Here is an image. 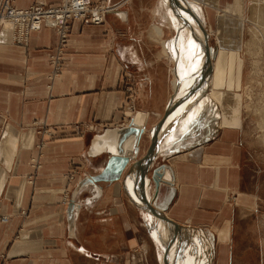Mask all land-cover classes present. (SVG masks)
Returning a JSON list of instances; mask_svg holds the SVG:
<instances>
[{"label": "crops", "instance_id": "1", "mask_svg": "<svg viewBox=\"0 0 264 264\" xmlns=\"http://www.w3.org/2000/svg\"><path fill=\"white\" fill-rule=\"evenodd\" d=\"M198 1L203 26L183 16H192L193 4L185 0H107L114 9L102 24L71 22L61 70L51 79L53 28L32 31L26 45L11 43L9 31L0 30V264H251L254 255L256 264H264L260 237L256 245L236 246V262L230 243L235 230L256 237L259 230L248 221L264 206V182L245 143L242 117L240 18L247 0ZM35 2L55 5L60 0H11L21 8ZM153 24L160 25L162 37ZM198 25L210 32L208 54L197 41ZM219 48L239 51L241 67L235 58L222 85L214 86L223 97L213 104L211 116L209 63ZM173 77L178 84L183 79L178 89L171 87ZM127 85L134 87V109ZM196 101L199 106L204 101L205 108L198 107L191 122ZM168 107L171 115L162 132ZM139 111L145 117L136 124ZM186 118L189 122L178 130ZM35 121L53 133L38 153ZM130 124L142 128L139 150L116 172L120 163L111 162L114 152L91 154L90 148L107 130V141L117 145L114 130ZM154 135L161 148L134 164ZM123 145L130 149L128 141ZM182 153L186 156L172 159ZM32 156L38 157V168L31 167ZM161 163L166 166L156 188L151 174ZM72 171L76 183L84 177L94 182L75 196L79 208L71 235L61 197ZM29 174L34 175L31 183ZM161 188L167 191L163 198ZM149 206L184 227L174 228ZM206 229L214 232L213 239ZM221 229L226 230L219 239Z\"/></svg>", "mask_w": 264, "mask_h": 264}, {"label": "rangeland", "instance_id": "2", "mask_svg": "<svg viewBox=\"0 0 264 264\" xmlns=\"http://www.w3.org/2000/svg\"><path fill=\"white\" fill-rule=\"evenodd\" d=\"M113 9L114 8H111V10ZM240 20H242V22L244 21L243 39L240 43V55L243 60L244 70V83L241 90L244 140L248 149L251 151L255 168L260 173V179L262 182H264V0H247L246 13L244 17L240 18ZM183 33L184 31L182 30V34ZM253 39L255 42H253ZM209 44H213V38L210 39ZM218 51L219 53H216V51L214 52L215 58L219 54L217 76L215 79L212 77V80L214 79L216 86L218 84L222 85L226 69L232 65V61L235 58H238L239 69L241 67V59L237 57L239 51L225 50L220 48ZM208 80L210 81V77ZM237 83H239L238 78ZM126 87H131L132 91L134 89L132 85H127ZM221 97H223V93L220 91L217 92L214 89V103L220 102ZM211 111V114H214L213 108ZM190 115H192V113H190ZM185 121H187V119L183 120V123L179 125L180 128L178 127V129L181 130L182 128H185V125L188 122L187 121L185 123ZM33 128L35 129L38 137L34 146L38 153L39 148L36 146L37 143L44 144V138H50L53 136V133L50 135L44 133V130L46 128L49 129V127H46L43 124H33ZM162 154H168V152L164 151ZM76 176H74L70 184L67 182L66 188L61 197V204L64 206L69 199L72 187L77 181ZM63 197H65L64 203L62 201ZM248 222L250 226L255 225L256 230H259L258 234L256 233V237H253L250 236V234L241 236L236 232V230L232 233L230 243H232L231 245L234 246V253H232L234 262H236L240 257L236 246L241 245L242 248L256 245V240H259V237L262 239V241H264V206L260 209V211L252 214L251 220ZM225 230L226 229H221L219 231V239L224 237ZM206 232L208 233V236L213 239L214 232L209 229H206ZM258 257L259 256L257 255V258ZM250 260L251 264H256L258 262L256 255H254V258L252 257Z\"/></svg>", "mask_w": 264, "mask_h": 264}, {"label": "built area", "instance_id": "3", "mask_svg": "<svg viewBox=\"0 0 264 264\" xmlns=\"http://www.w3.org/2000/svg\"><path fill=\"white\" fill-rule=\"evenodd\" d=\"M109 9H111V6L107 3V0H60L55 5L35 2L25 8L12 5L11 0H0V30L9 31L11 43L26 45L32 31L39 30L43 25L53 28L57 41L54 51L49 55L52 72L48 75V78L51 79L61 70L71 22L79 21L82 25L102 24ZM126 90L130 94V109H134L133 91L131 87H127ZM37 123L38 121L34 122V124ZM44 133L50 135L52 130L46 128ZM36 146L40 150L44 144L37 143ZM30 165L34 169L40 166L37 156L30 158ZM75 174L76 171L69 174V184ZM27 178L31 183L34 175L29 174ZM64 199L65 197H63V203Z\"/></svg>", "mask_w": 264, "mask_h": 264}, {"label": "water", "instance_id": "4", "mask_svg": "<svg viewBox=\"0 0 264 264\" xmlns=\"http://www.w3.org/2000/svg\"><path fill=\"white\" fill-rule=\"evenodd\" d=\"M169 108L170 107H168L166 109L164 116H163L161 123H160V125H162V127H161L162 132L166 128L165 126H166V121H167V118L169 115ZM141 132H142V128L137 127L133 124H130V125H127L124 127H120V128H116L114 130V133H116V134L118 133V135H119L118 136V144L116 145V153L114 155H112V158H111V160H112L111 162L118 161L120 163L119 168L116 170V172H120L123 169V167L126 165V163L129 160V156H133V155L137 154L138 147L136 146V142H137L138 136L140 135ZM112 138H113V135H112ZM127 138L131 140V144H132L131 149H125L123 146V143ZM159 143H160L159 139H156V140L153 139V141H152L150 147L148 148L146 154L141 159L137 160L134 164L139 165V164L144 163L145 161H148L151 158V156L154 154L156 149L158 148ZM111 162H108V163L110 164ZM165 166H166L165 163H161L152 169L151 179L153 180L156 188L158 187V184H159V181H160V178L162 175V171L165 168ZM93 182H94V180L91 177H84L80 181H78L76 183V185L74 186V189L72 190L71 195L69 197V200L66 204V218H67V224H68V231L71 235H72V232L74 229L75 213H76L77 209L79 208V203L75 201V196L85 184L93 183ZM150 209L153 212L161 215L166 220V222L171 224L172 226H174L176 228L184 227V226L180 225L179 223L172 221L166 215L161 213L160 210H157V209L152 208V207H150Z\"/></svg>", "mask_w": 264, "mask_h": 264}, {"label": "bare ground", "instance_id": "5", "mask_svg": "<svg viewBox=\"0 0 264 264\" xmlns=\"http://www.w3.org/2000/svg\"><path fill=\"white\" fill-rule=\"evenodd\" d=\"M186 2H188V3H190L192 6H193V8H192V13H191V15H189V16H191V18H189L188 17V14H185V13H182L183 14V16H185L186 17V20H191V21H194L195 20V24L197 25V23H201L202 24V22L204 23V13L203 14H199V12H200V10L202 9L201 8V6H200V2L198 1V0H185ZM253 1V0H252ZM256 3V2H255ZM109 11H112L111 9H109ZM187 11V10H186ZM256 11H257V9H256ZM258 11H260V10H258ZM263 11V10H262ZM204 15V16H203ZM162 18H163V16H161ZM165 17L168 19L169 17L168 16H166L165 15ZM192 17L194 18V19H192ZM182 20V19H181ZM165 22V21H164ZM154 25V24H153ZM152 25V26H153ZM160 26V25H159ZM159 26H157V25H154V27H152V29L154 28L155 29V32L157 33V34H159V36L162 34V30H161V28L159 27ZM198 26H201V25H198ZM202 26H203V24H202ZM202 26L201 27H199V28H202ZM198 27L196 26V29H197ZM197 29L196 30V34L197 33H199V37H198V39H197V41H199L200 42V46L202 45V49H204L205 47H209V45H208V41H206L205 42V39L207 38V35H210V32L209 33H206V30H205V32H204V29L202 28V30H203V34H202V32H201V30L200 29ZM183 31H184V33H186V30H184L183 29ZM151 33H153L152 31H151ZM187 33H189L190 34V31H187ZM188 34V35H189ZM186 36L187 38L189 37V36ZM191 35H193L192 34V30H191ZM158 36V35H157ZM156 37V36H155ZM160 37H162V36H160ZM194 37V36H193ZM254 38V37H253ZM158 39V38H157ZM161 39V38H160ZM159 40V39H158ZM202 40V41H201ZM162 41V40H161ZM195 41H196V39H195ZM203 42V44H201ZM253 42H255L254 41V39H253ZM162 43H164L165 44V41L163 42L162 41ZM198 42H196V44H197ZM163 44V45H164ZM205 46V47H204ZM166 47V46H165ZM204 47V48H203ZM196 48H197V50H198V46H196ZM195 48V49H196ZM206 50V49H205ZM209 51H210V49H208ZM207 50V54H208V51ZM213 50V49H212ZM212 50H211V52H212ZM219 50V49H218ZM199 52H200V50H199ZM204 52V51H203ZM217 53H219V51H217ZM203 54V53H202ZM213 55H214V52H213ZM203 56V55H202ZM209 56H210V54H209ZM209 58V57H208ZM207 60V59H206ZM219 54L217 55V57L215 58V56H214V58L212 59V61H211V63H209V64H211V68H212V72H210V73H212V74H210L211 76H210V81L208 80V82L209 83H211V89H210V92H209V94H210V99H211V104L210 105H212L211 107L213 108V104H214V99H213V91H214V89H215V87H214V85H215V83H214V79L216 78V76H217V71H218V69H217V67H218V65H219ZM209 68V67H208ZM205 70V69H204ZM203 70V71H204ZM209 70H210V68H209ZM208 71V70H207ZM174 74V73H173ZM172 74V75H173ZM201 74H202V72H201ZM206 74V73H205ZM208 74V73H207ZM176 75H178V74H176ZM214 75V76H213ZM202 77V76H201ZM212 77L214 78L213 80H212ZM171 80V79H170ZM178 80H179V78H178ZM195 80V79H194ZM197 80V79H196ZM198 80H199V78H198ZM193 81V80H192ZM191 81V82H192ZM171 83L170 84H172V88L173 89H176L177 88V85H179V84H181L182 82H183V79H182V82L181 83H179L178 84V81H177V78H175V77H173L172 78V80L170 81ZM207 82V83H208ZM186 83V82H185ZM194 83V82H193ZM206 83V84H207ZM195 84V83H194ZM194 86H196V85H194ZM204 86H206V85H204ZM216 86V85H215ZM178 89V88H177ZM201 89V88H200ZM178 92V91H177ZM177 92H175V93H177ZM174 93V94H175ZM183 93V92H182ZM206 96V95H205ZM175 97V95L174 96H172V98H174ZM188 97V96H187ZM182 98V97H181ZM197 98H199V97H197ZM207 98V97H206ZM174 99H172V101H173ZM184 100V99H183ZM187 100V99H186ZM175 101V100H174ZM176 101H177V99H176ZM210 101V100H209ZM185 102V101H184ZM194 102V101H193ZM176 103V102H175ZM174 103V104H175ZM187 103V102H186ZM192 103V102H191ZM190 103V104H191ZM202 103L204 104V101H202ZM210 103V102H209ZM172 104H173V102H172ZM181 104V103H180ZM193 104V103H192ZM199 104L200 103H198L197 101L194 103V105H193V107H192V109H191V111H190V113H192V115H190L189 113V119H190V121L192 120V117H194V115H196L199 111H198V107H204L203 106V104L201 105V106H199ZM210 105H209V107H210ZM192 106V105H191ZM172 107H173V105H172ZM175 107V106H174ZM201 107V108H202ZM207 107H208V105H207ZM201 108H200V110H201ZM205 108V107H204ZM204 108H203V111H204ZM171 109H173V108H171ZM181 109V108H180ZM206 110H208V109H206ZM175 111V110H174ZM202 112V111H201ZM209 112V111H208ZM211 113H212V111H210ZM175 113H176V111H175ZM204 112H202L201 114H203ZM207 113V112H206ZM210 113V114H211ZM200 114V115H201ZM210 114H208V115H210ZM170 115L171 114H169V118H170ZM207 115V116H208ZM212 115H214V114H211V116ZM172 116H173V114H172ZM197 116V115H196ZM210 116V117H211ZM144 117H145V115L143 114V113H141L140 111L137 113V115H136V117H135V119H134V122L136 123V124H141V122L143 121V119H144ZM202 116H200L199 118H201ZM168 118V119H169ZM198 118V117H197ZM203 118L205 119L206 118V116L204 117L203 116ZM187 119V121L189 120L188 118H186ZM170 121V120H169ZM187 121H185V123L187 122ZM189 122V121H188ZM192 122V121H191ZM207 122V121H206ZM183 123V122H182ZM184 123V124H185ZM194 123V122H193ZM181 125V124H180ZM176 126V125H175ZM184 127V126H183ZM176 128V127H175ZM180 128V127H179ZM168 130H170V128L168 129ZM167 130V131H168ZM178 130H180V129H178ZM166 131V133H168ZM181 131V130H180ZM179 131V132H180ZM173 132H174V130H173ZM183 132V131H182ZM109 133V131L107 130V131H105V133H104V135L105 136H97V138L95 139V141H93L92 142V145H91V148H90V153L92 154V153H95V152H98V151H100V150H103V149H110L112 152H114V153H116V145H114L113 143H110L109 141H107V134ZM165 133V132H164ZM178 134H180V133H178ZM155 135H157V133L155 134ZM154 135V139L156 140V138H157V136H155ZM163 135V134H162ZM165 136V135H164ZM98 137H101L100 139L98 138ZM177 137V136H176ZM165 140H167V139H165ZM169 140V139H168ZM185 140V139H184ZM125 141H128V144H129V146H130V149H131V147H132V144H131V140L130 139H126ZM180 141V140H179ZM189 141V140H188ZM181 142V143H180ZM179 142V144H181V145H183L182 144V141H180ZM191 142V141H190ZM171 143V142H170ZM175 143H177V142H175ZM185 143H186V141H185ZM105 144V145H104ZM169 143L168 142H166V143H164V147H166L167 145H168ZM173 144V143H172ZM176 146H178L177 144H175ZM175 145H174V147H175ZM124 146V145H123ZM137 146V145H136ZM184 146V145H183ZM138 147V146H137ZM159 147H160V145H159ZM173 146H171L170 147V149L171 148H174ZM179 147V146H178ZM177 147V148H178ZM181 147V146H180ZM161 148V147H160ZM159 148V149H160ZM176 148V149H177ZM194 148V147H193ZM197 148V147H196ZM169 150V149H168ZM174 150V149H173ZM192 150H194V149H192ZM191 151V150H190ZM137 152H138V150H137ZM182 152V151H181ZM185 152V151H184ZM190 153V152H189ZM172 154V153H171ZM186 156V153H182V154H179V155H175L172 159L174 160V159H177V158H182V157H185ZM171 157V156H170ZM163 187V186H162ZM166 193V190L164 191V190H162V188L160 189V191H159V196L161 195V198H163L164 196V194ZM69 200V199H68ZM162 200V199H161ZM68 202V201H67ZM66 202V203H67ZM154 213V212H153ZM175 228V227H174Z\"/></svg>", "mask_w": 264, "mask_h": 264}]
</instances>
